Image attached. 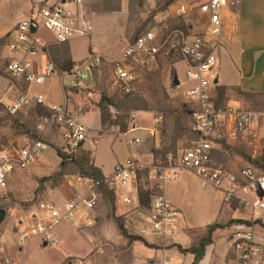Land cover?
Instances as JSON below:
<instances>
[{
  "label": "built area",
  "instance_id": "1",
  "mask_svg": "<svg viewBox=\"0 0 264 264\" xmlns=\"http://www.w3.org/2000/svg\"><path fill=\"white\" fill-rule=\"evenodd\" d=\"M99 1L102 0H29L27 13L0 37V69L3 71L0 73L4 77L12 78V83L19 88L16 98L4 103L9 112L14 113L21 108H38V105L45 106L43 95L30 92L29 88L43 85L47 79L58 74L56 64L48 56V46L51 43L69 42L75 37L88 36L92 29L88 13L92 5ZM237 1L201 0L196 6L181 2L167 10L168 13L172 10L174 16H183L196 9L202 18L201 29L187 36L188 39L183 42L180 50L187 81V86L181 91V100L189 107L187 122L193 137L188 139L187 146L176 147L175 152L168 153L164 164L153 165L149 169L148 177L162 182L175 178L180 170H188L199 178L202 186L221 189L225 200L238 199L250 204L253 211L261 212L264 211V170L258 165L243 167L241 173L247 178L243 181L239 176L214 166L211 159L214 143L224 141L229 144L236 142L239 136L256 135L250 129L255 118L253 111L227 103L219 106L215 104L217 83L214 80L218 79L222 33L227 17L235 15ZM159 49L156 33L154 29H149L141 33L134 42L128 43L122 56L124 59L135 60L139 54L154 55ZM102 64L103 57L92 52L69 71H61L59 77L69 75L72 87H82L86 81L95 77ZM136 78L129 62L120 60L113 63L111 79L121 95L135 91ZM46 107L49 110L41 116L43 121L39 125L40 132L53 125L59 149L68 156L75 155L88 139L90 128L81 121L80 112L70 109L64 101L59 105ZM148 132L149 135L157 136L154 129H149ZM40 134L36 138H24L0 149L1 187H6L12 174L26 171L37 163L47 147ZM93 139L97 143L100 133H95ZM138 140L130 139L127 144L130 146ZM140 166L131 156L115 163L107 179L109 185L115 191L117 186H124L129 180L136 179ZM151 172H154L152 176ZM76 177L86 185L85 191L78 192L60 203L46 202L42 204V208L30 211L26 223L18 221L14 228L19 244L37 237L45 245H56L58 240L54 233L55 228L63 220L71 219L80 205L89 209L96 205L99 194L95 190L96 183L89 177L79 174ZM122 201L129 203L130 198L124 196ZM182 221V211L167 201L162 192H155L150 196L148 207L140 210L136 231L140 236L166 237ZM233 225L237 230L235 235L239 237L233 241L232 246L244 259V262L238 264H247L245 260L250 256L252 247V224L234 222ZM0 251L2 252L1 249ZM3 258L0 264H15L8 256ZM153 264L174 263L168 257H161Z\"/></svg>",
  "mask_w": 264,
  "mask_h": 264
},
{
  "label": "crops",
  "instance_id": "2",
  "mask_svg": "<svg viewBox=\"0 0 264 264\" xmlns=\"http://www.w3.org/2000/svg\"><path fill=\"white\" fill-rule=\"evenodd\" d=\"M102 1L107 3L106 0ZM96 4L92 5L88 13L92 29L87 41L90 42L89 50L91 49L92 52H97L93 48L95 46L92 45V39H97L101 35L100 33L106 30V27L111 31L118 27L119 31L122 30L121 16L124 14L123 7L120 10H110L107 9L109 3L107 5L101 4L100 6H95ZM28 7L29 0H0V37L27 13ZM225 21L222 33L223 46L219 50L217 83L225 87V100L223 103L231 106H241L255 113V118L250 125V129L256 135L252 137L246 134L239 136L234 143H224L232 148L242 149L258 163L261 162L264 149V111H255L245 107L247 101L242 97L234 96L232 93L235 91V87H239L252 94L264 93V0H238L235 15L227 17ZM189 26L190 28L193 27L191 24ZM80 38L75 37L68 42L70 57L74 61H78L74 57V49L77 45V40ZM97 53L105 58L100 52ZM0 74V94L2 95L0 96V102L4 105L9 100L16 98V96H13L19 93V88L6 79L2 72ZM51 79H47L44 83L45 85H34L29 88L30 92H38L43 95L45 106L60 104L56 100H50L48 96L47 89L54 83ZM219 79H221V82H219ZM65 87H68V92L73 91L75 93L82 89V87H72L70 83L64 84L63 78H60L59 88L62 93V101L66 102ZM2 89L5 90L3 93ZM93 114L97 115L96 119H93ZM79 117L90 128V133L88 139L78 152L88 154L89 161L99 167L107 179L112 173L114 164L124 161L128 156L133 157L141 163L151 164V167L155 165V163L152 164L154 161L152 150L159 149L162 143V119L158 116L142 110L133 112L131 113L128 125H126V130L123 132H120L118 129L104 130L101 125L100 111L97 107L91 108L90 106L84 113H80ZM149 129H154L157 136L149 135ZM97 132L100 133V139L95 143L93 135ZM104 133H110V137L106 141L102 140ZM146 136H149L146 140L151 144L154 139V146H146L142 143ZM119 137L125 139L123 142V153L125 152V148L128 153L126 156L122 155V159H120L121 156H115L113 164L107 167L106 164L108 162L104 147L106 145L109 146L112 152L113 147L114 151L120 150L115 145V141ZM134 138L139 139L138 142H133L129 146L127 142ZM157 140L158 143L156 142ZM181 144L186 145V136H182L177 140L176 147L181 146ZM150 147L153 149H150ZM55 156L59 159L57 154ZM45 159L49 158L45 156ZM211 159L214 166L218 167L219 165V167L230 174L239 176L243 181H246L247 178L242 175L241 169L247 165H257L256 163H250L236 151L229 152L225 150L220 141L213 144ZM36 165H38V161ZM182 172L190 175L202 191L212 194L211 206L208 205L207 208L198 212L192 211L183 199L184 191L190 190L187 183L179 179ZM153 174L151 173V176ZM62 176L68 178V182L72 184L73 189L71 188V191L68 192L65 190H62V192L59 189V187L63 189L62 187L64 183L67 184V180H64L58 187L51 185L54 192L53 195L57 199L63 200L69 193H75L76 191L83 193L85 191L86 185H81L80 182L74 180V177H76L75 173L65 172ZM69 178L72 179L70 180ZM166 180L175 182V184H172L174 187L170 188V181L166 183ZM160 187L164 198L183 213V221L176 230H173L166 237L162 235L140 236L137 233L136 229L139 225L140 210L142 208L138 205L136 179L134 178L129 180L126 185L115 188L116 202L114 209H111L109 204L101 198V201L97 202L92 209L80 205L71 219L63 220L55 228L54 233L58 240L57 246L61 248L62 261L64 260L69 264V260L67 259L71 258L73 264H109V262H104V258L107 259V256L105 257L104 254L94 256L101 254L104 250L108 254L110 249L103 246L113 243L120 247V249L117 253H114V260L111 259V264H153L155 260L161 257H168L174 264H192L194 255L190 252H180L176 245L187 249L191 245L197 244L201 238L206 236L209 225L219 223L223 226L216 228L212 232L211 243L205 246L204 254L198 264H235L228 257V252L236 235L232 238H228L226 235L228 236V234L235 230L233 223L237 219L248 221L250 218L247 215H251V213H244L237 206L226 202L221 189L212 186H202L199 178L188 170H180L175 178L163 180ZM124 196L130 198L129 203L122 201ZM94 213L95 215H93ZM257 213V210L254 211V218ZM113 216H121L126 228L129 226V220H134L132 226L135 229V235L142 237L147 244L142 240L127 241L119 233ZM26 218H28V215ZM14 220L17 224L19 219ZM93 222L94 225H91ZM251 224L253 228L252 241L260 246H264V227L254 222H251ZM9 231L7 226L0 231L1 241L8 242L6 244L2 243L3 245H1L0 249L2 250L1 253L12 254L15 257V264H29L27 259L30 251L34 247H37L36 245L38 244L45 246L37 237H32L19 244L16 239V232L12 231L10 233ZM45 263L47 262H41V264Z\"/></svg>",
  "mask_w": 264,
  "mask_h": 264
},
{
  "label": "rangeland",
  "instance_id": "3",
  "mask_svg": "<svg viewBox=\"0 0 264 264\" xmlns=\"http://www.w3.org/2000/svg\"><path fill=\"white\" fill-rule=\"evenodd\" d=\"M109 3V7L116 8L115 10H120L121 7L124 9V14L121 16L122 21V30L119 31L118 28H114L113 31L106 27L101 35L97 39H92V45L97 52H100L105 58L103 57V64L98 72H96L95 77L89 81L84 83L82 89L80 91H73L68 92V87H65V95L67 97V104L70 109L77 110L80 113H84L86 109L90 106L99 107L97 105L100 95L106 94L114 99L116 102H123L125 99H129L132 104L142 107L144 109H127L125 106H121L120 108L117 107H110V113L112 118L119 116L120 120L125 124L126 130L131 117V113L136 112L138 110H142L145 112H150L152 115L158 116L160 119L166 118L171 120L174 114L171 113L172 110H178L182 108V98H181V91L187 86V81L185 77V66L183 59L180 60L179 50L177 49L178 39H176L177 33L176 32H168L169 28L178 22L177 18L179 17L183 20L185 24L189 26V24L193 25L192 28L189 26L188 34L183 38L182 42L186 41L189 36L194 33H197L200 28V22L202 18L199 12L196 9L191 10L188 14L183 16H174L171 13H168L167 10L173 9L174 5H178L179 3H189V5L196 6L198 2L201 0H106ZM104 2V3H103ZM105 1H99L95 6H100L101 4H106ZM107 6V7H108ZM114 10V9H113ZM166 21V23H165ZM111 28V27H110ZM154 29L156 33L157 40L160 42V51L155 53L154 55L148 54H139L136 56V59H124L123 58V51L127 47L128 43L135 38H137L141 33L149 30ZM120 35V36H119ZM188 36V37H187ZM89 36L81 37L77 40V45L74 49V57L79 61H82L85 58H88L91 55V49L89 50V43L87 39ZM50 39V38H49ZM52 41L50 40V43ZM54 44V43H51ZM58 45V43H56ZM56 46V45H53ZM223 46V43H222ZM91 48V47H90ZM110 52L108 53V51ZM222 51V50H221ZM220 53V51H219ZM58 56L56 53L53 57ZM107 56V57H106ZM123 60L125 62H129L137 75L136 83H135V91L132 94L128 95H121L117 90L114 84L112 83L111 79V72H112V65L113 63ZM63 59H59L57 64L63 62ZM227 69V67H226ZM2 71V69H0ZM3 72V71H2ZM177 74V78L179 81V85L173 86V74ZM61 71H58L56 76H52L51 80L54 82L49 89H47L48 96L50 100H56L58 102H62V93L60 92V77ZM10 82H14L12 78L6 76ZM49 78V79H50ZM63 83L69 84L70 83V76L65 75L63 77ZM221 82V79H219ZM15 84V83H13ZM45 85V84H44ZM43 87V86H41ZM45 88V87H44ZM5 90L2 89V93ZM43 92V91H42ZM233 92V91H232ZM44 93V92H43ZM234 96H240L235 91L232 93ZM13 95V92H12ZM18 95V94H17ZM14 95L13 97L17 96ZM0 96H2L0 94ZM247 103L245 107L250 108L255 111H264V105L261 104V100L264 97H242ZM88 107V108H87ZM46 113V110L38 109V108H21L18 111L11 113L8 109L0 102V149L4 147H9L16 143V141H21L24 138H33V135H36V138L40 133L41 138L47 144V147L43 151V153L38 158V165L35 163L31 166V170L28 169L26 171H17L16 173L12 174V176L7 180L6 187L0 186V199L3 200L5 205L6 215L0 221V231L7 226L9 228V232L11 233L14 231L13 228H16L18 223L14 219H19L18 221H23L26 223L27 215H29L30 211H34L35 209L42 208V204L46 202H56L60 203L64 201L66 198L74 196L75 193H69L63 200L60 198L57 199L53 195V188L51 185L60 186L67 180V184L64 183L63 189L59 187V189L65 191H71L73 189L72 184L68 182V178H64L62 176L65 172H71L72 174L75 173V176L78 175V168L77 166L71 162L63 160L59 157L56 158V150L59 149L55 135V128L54 126L47 127L40 132L41 128L39 127L40 123H42L41 116ZM97 115L93 114V119H96ZM186 125L188 126L187 118ZM189 128V127H188ZM104 130L110 129H118L120 130L118 125H109ZM98 133V132H97ZM95 135V134H94ZM110 137V133H104L103 141L108 140ZM193 134L189 133V137H186V145L181 144L179 147L187 146L188 139L192 138ZM128 138V136H127ZM149 136H146L142 143L146 146H154L155 142L153 139L152 144L149 143L148 139ZM125 141L124 138H117L115 141V145L120 150H115L113 147L110 151L109 146L106 145L104 147L105 154L107 156V164L106 166L109 167L113 164V160L116 157H120L122 159V155L126 156L128 151L123 153V142ZM158 143V140L156 141ZM141 143V142H140ZM103 145V143H101ZM162 145V143H161ZM161 147V146H160ZM152 147H150L151 149ZM147 149V148H146ZM153 149V148H152ZM110 151V152H109ZM45 152V153H44ZM83 152H78L77 154L73 155V158H78L82 155ZM104 153V152H103ZM44 155V156H42ZM45 156L49 159H45ZM153 156V155H152ZM57 159V160H56ZM153 163L152 164H164V161L161 160L160 156L154 158L153 156ZM110 162V163H109ZM139 162V161H138ZM141 169H151L150 165L141 163ZM35 165V166H34ZM219 167V165H218ZM62 172V174L60 173ZM153 174V172H151ZM49 175H53L51 179L45 180L42 184L40 183L39 179L41 177H47ZM70 180L72 178H69ZM180 181L187 183L188 188L190 191L185 190L183 193V199L187 202L188 206L194 212H198L203 210L209 206H211V198L212 194L202 191L196 184V181L188 174L182 172L180 174ZM178 179V180H179ZM75 181L80 182L77 177H74ZM170 181V188H173L175 182ZM140 182L142 183L144 188L153 189L154 192H161V181L157 180V178H149L148 174L140 178ZM137 183V182H136ZM82 185L83 183L80 182ZM109 185V184H108ZM109 187L113 188L111 185ZM58 189V190H59ZM84 189V188H83ZM82 189V191H84ZM63 192V191H62ZM74 192V191H73ZM115 193V191H114ZM249 196V195H248ZM225 197V196H224ZM102 196L98 194L97 202L101 201ZM248 198V197H247ZM248 200H250L248 198ZM254 200V198L252 199ZM226 202L232 204L233 206H237L240 211L244 213H251V215H247L250 218V222L257 220L260 226L264 227V211H258L255 214L254 218V211L253 207L250 204L240 202L238 199L233 200H225ZM96 202V204H97ZM115 202H116V195H115ZM101 203V202H100ZM131 207H133L131 205ZM137 209V208H135ZM137 213V212H136ZM95 215V213L93 214ZM134 220H129V226L127 229L128 233L131 235H135V229L133 228ZM94 225V222L91 224ZM235 229V228H234ZM236 229L233 230L228 236V238H232L236 234ZM15 232V231H14ZM236 235V238L237 239ZM17 239V238H16ZM127 241L128 238H126ZM253 239V238H252ZM69 242V241H68ZM130 242V241H129ZM8 242L1 241V234H0V247L3 244ZM36 243V242H35ZM251 247V254L248 258H246L245 262L247 264H264L263 258V247L258 245L256 242L252 241ZM14 244V243H13ZM38 244V243H37ZM43 244V243H42ZM112 245V248H111ZM29 253L28 262L29 264H41L42 261L47 263L45 264H68L67 262L62 261L61 257V248L56 245H45L42 246L40 244L36 245ZM246 246V245H245ZM107 247L110 251L107 252L104 250L101 254L97 255H105L107 259L104 258V262H109L111 264V259L114 260V253H117L120 247L116 246L115 244H108ZM6 253V252H5ZM1 253L0 251V260L4 256H8L11 260L15 263V257L12 254L8 253ZM107 254V255H106ZM119 255V254H118ZM116 256V255H115ZM228 257L233 260L235 264L244 262L243 257L241 256L240 252H236L234 247L231 246L228 252ZM4 259V258H3ZM69 264H73L71 262V258H68ZM2 263V262H1ZM79 263V262H78Z\"/></svg>",
  "mask_w": 264,
  "mask_h": 264
},
{
  "label": "trees",
  "instance_id": "4",
  "mask_svg": "<svg viewBox=\"0 0 264 264\" xmlns=\"http://www.w3.org/2000/svg\"><path fill=\"white\" fill-rule=\"evenodd\" d=\"M107 9L110 10H115L116 8L112 7H107ZM177 18L179 20L175 24H173L168 32H176L177 36L176 39H178V45L177 49L179 50V55H180V60L182 59L180 50L182 47V40L185 38V36L188 34L189 26L183 22V20L179 17H173ZM166 23V21H165ZM136 39V38H135ZM133 39L131 41L134 42ZM161 44V41L159 42ZM56 45V46H53ZM160 51V49H159ZM158 51V52H159ZM157 52V53H158ZM55 53L58 55L56 57H53ZM48 56L49 58L56 64L57 68L59 71H69L71 68H73L78 61H74L70 57V52H69V45L68 42H62L54 44H50L48 46ZM59 59H63L64 61L60 64V66L57 64V61ZM235 92L242 96V97H248V96H260L264 97V93H256L252 94L248 91H244L240 89L239 87L234 88ZM215 92H216V99H215V104L217 106L221 105L224 100H225V87L221 84H216L215 85ZM262 105H264V99L260 101ZM100 111V119H101V125L103 128H106L109 125H118L120 130L125 129V124L120 120L119 116H116L112 118V115L110 113V107H117L120 108L121 106H125L127 109L129 108H135V109H144L142 107L136 106L132 104V102L129 99H125L124 103L123 102H116L114 99L110 96H107L106 94H101L100 99L97 103ZM38 109H43V110H49L46 106L44 105H38ZM189 107L187 104L183 103L182 108L178 110H172L171 113L174 114L172 119L163 118L162 119V129H161V134H162V145L159 149H153L152 154L154 158L157 156H160L161 160L166 159V155L168 153H173L176 150V142L179 138L182 136L189 137V133L191 134V130L188 128L186 125V118L188 114ZM193 134V133H192ZM36 135H33L32 137L34 138ZM222 144V147L231 152V151H236L239 154H241L244 158L247 159L250 163H256L258 166H260L264 170V149H263V154H262V159L261 162H256L253 160V158L250 155H247L242 149L238 148H232L229 145L225 144L224 141H220ZM56 154L58 157L62 158L63 160L66 161H71L73 162L77 168H78V174L80 176L84 177H89L91 178L95 183V190L97 193H99L102 198L109 204L111 209H114L115 205V193L114 189L109 187V182L107 178L103 175L101 169L94 164H92L89 161L88 154L82 153V155L78 158H73V156H68L64 152H62L60 149L56 150ZM62 174V172H60ZM148 174V170L145 169H138L136 172V190H137V201L138 205L141 208H147L149 205L150 201V196L153 194V189L150 188H144L142 183L140 182V178L143 176H146ZM54 177L53 175H49L47 177H41L39 179L40 183L42 184L45 180L51 179ZM155 193V192H154ZM6 203L3 202L2 199H0V208H5ZM113 220L115 222V225L119 231V233L124 236L125 238H128L129 241L133 240H142L145 244H147L146 241L142 239V237L138 235H131L128 233L126 227L124 226V221L121 216H113ZM235 222H243L246 224H250V221L247 220H242V219H237ZM254 223L258 222L257 220L253 221ZM223 225L219 223H213L208 226L207 229V234L205 237L201 238L197 244L191 245L189 248L184 249L180 245H176L177 249L180 252H190L194 255L192 264H198L199 260L202 258L205 250V246L211 243L212 240V232L219 227H222ZM263 258H264V247H263Z\"/></svg>",
  "mask_w": 264,
  "mask_h": 264
},
{
  "label": "water",
  "instance_id": "5",
  "mask_svg": "<svg viewBox=\"0 0 264 264\" xmlns=\"http://www.w3.org/2000/svg\"><path fill=\"white\" fill-rule=\"evenodd\" d=\"M217 79L214 80L215 83H217ZM179 84V81H178V78H177V74L174 73L173 74V81H172V85L173 86H177ZM5 209L4 208H0V221H2V219L4 218L5 216Z\"/></svg>",
  "mask_w": 264,
  "mask_h": 264
}]
</instances>
